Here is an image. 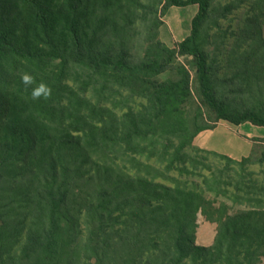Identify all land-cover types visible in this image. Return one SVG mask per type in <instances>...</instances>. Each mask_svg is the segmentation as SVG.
<instances>
[{
	"label": "trees",
	"instance_id": "trees-1",
	"mask_svg": "<svg viewBox=\"0 0 264 264\" xmlns=\"http://www.w3.org/2000/svg\"><path fill=\"white\" fill-rule=\"evenodd\" d=\"M189 6L168 47L162 18ZM263 28L264 0H0V264H262L264 146L235 161L193 142L264 129Z\"/></svg>",
	"mask_w": 264,
	"mask_h": 264
},
{
	"label": "rangeland",
	"instance_id": "rangeland-1",
	"mask_svg": "<svg viewBox=\"0 0 264 264\" xmlns=\"http://www.w3.org/2000/svg\"><path fill=\"white\" fill-rule=\"evenodd\" d=\"M224 3H226V1ZM196 11L197 7L195 6H189L187 8H171L162 18L163 26L160 28L159 35L161 41L168 47H173L175 44L181 42L189 35L190 21ZM249 11L250 4L247 3L242 5L241 8L228 17L227 21L221 22V27L237 34L239 29L244 28L243 23L246 19L247 12ZM233 42L234 39H230L228 45L224 46L219 52L218 60L222 67V71L220 72L222 77H224L228 68L229 51ZM243 51L244 50H241V53H244ZM164 78L167 77L165 76ZM263 139V128H256L250 124L233 127L227 123L219 122L212 131L200 133L194 140L193 147L197 150L213 152L218 155L229 157L232 160L240 161L241 159L252 155L253 152L258 150V147L262 148V146H264L262 142ZM254 140H259V142H255ZM208 157L209 163L213 166H223L224 163L221 162L220 159L213 156ZM261 169L264 170V167H261L260 165L251 167V170L256 173L261 171ZM218 201L222 202L225 200L219 199ZM196 223V245L206 248L212 246L217 232L216 224L208 222L201 215H198ZM262 264H264V260Z\"/></svg>",
	"mask_w": 264,
	"mask_h": 264
},
{
	"label": "clouds",
	"instance_id": "clouds-1",
	"mask_svg": "<svg viewBox=\"0 0 264 264\" xmlns=\"http://www.w3.org/2000/svg\"><path fill=\"white\" fill-rule=\"evenodd\" d=\"M21 82L26 87L31 86L30 99H32L33 101L47 99L51 94V89L46 84H35L33 76L28 73H24L21 75Z\"/></svg>",
	"mask_w": 264,
	"mask_h": 264
},
{
	"label": "crops",
	"instance_id": "crops-1",
	"mask_svg": "<svg viewBox=\"0 0 264 264\" xmlns=\"http://www.w3.org/2000/svg\"><path fill=\"white\" fill-rule=\"evenodd\" d=\"M257 128V127H256Z\"/></svg>",
	"mask_w": 264,
	"mask_h": 264
}]
</instances>
